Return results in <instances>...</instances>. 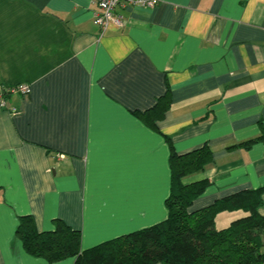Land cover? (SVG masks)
<instances>
[{
	"label": "crops",
	"instance_id": "obj_1",
	"mask_svg": "<svg viewBox=\"0 0 264 264\" xmlns=\"http://www.w3.org/2000/svg\"><path fill=\"white\" fill-rule=\"evenodd\" d=\"M95 11L0 0V84L31 87L0 109V264H75L27 254L23 216L80 231L83 250L165 221L172 151L213 152L184 180L209 182L192 211L264 188V0H160L103 35ZM168 90L153 127L143 113Z\"/></svg>",
	"mask_w": 264,
	"mask_h": 264
},
{
	"label": "trees",
	"instance_id": "obj_2",
	"mask_svg": "<svg viewBox=\"0 0 264 264\" xmlns=\"http://www.w3.org/2000/svg\"><path fill=\"white\" fill-rule=\"evenodd\" d=\"M169 106L168 90L143 116L155 127ZM213 161L208 146L184 155L172 151L168 217L152 227L83 250L80 231L56 220L53 231L40 232L33 216H23L17 236L27 254L50 263L74 258L75 264H264V216L259 211L264 206V188L243 190L191 210L209 182L186 184L184 180ZM238 211L243 216L216 228L219 215Z\"/></svg>",
	"mask_w": 264,
	"mask_h": 264
},
{
	"label": "built area",
	"instance_id": "obj_3",
	"mask_svg": "<svg viewBox=\"0 0 264 264\" xmlns=\"http://www.w3.org/2000/svg\"><path fill=\"white\" fill-rule=\"evenodd\" d=\"M160 0H94L96 11L94 13L95 24L99 27L102 35L111 27L122 29L126 24L125 13L129 8L142 7L152 9ZM31 87L28 84L3 85L0 84V109L17 112L11 107L10 99L13 96H29Z\"/></svg>",
	"mask_w": 264,
	"mask_h": 264
},
{
	"label": "rangeland",
	"instance_id": "obj_4",
	"mask_svg": "<svg viewBox=\"0 0 264 264\" xmlns=\"http://www.w3.org/2000/svg\"><path fill=\"white\" fill-rule=\"evenodd\" d=\"M241 213L243 214V212H241ZM241 213H240V214H241ZM219 216H220V215H219ZM219 216H218L217 219H216V228H217V229H222V228L226 227V226H225L226 224L224 225V223H227V221H225V222H224V220L222 221V219H221L222 217L220 218ZM225 216H227V215H225ZM219 218H220V219H219Z\"/></svg>",
	"mask_w": 264,
	"mask_h": 264
}]
</instances>
